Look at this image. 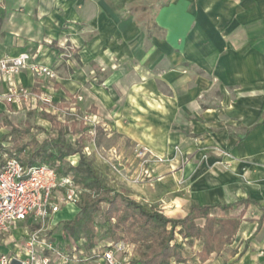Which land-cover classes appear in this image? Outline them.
<instances>
[{
	"label": "crops",
	"instance_id": "0c3cea01",
	"mask_svg": "<svg viewBox=\"0 0 264 264\" xmlns=\"http://www.w3.org/2000/svg\"><path fill=\"white\" fill-rule=\"evenodd\" d=\"M23 51L56 72L17 75L53 96L56 111L37 110L50 117L41 119L46 130L67 105L74 120L97 114L107 137L120 138L108 152L127 170L121 188L130 197L171 218L195 204L239 222L204 258V239L179 226L183 261L173 264H264V0H0V57ZM26 110L0 102V152L13 150L12 135L3 136ZM143 146L165 160L136 183L134 150ZM78 210L65 206L52 227ZM31 223L1 236L0 252L24 246ZM53 228L47 234L68 244Z\"/></svg>",
	"mask_w": 264,
	"mask_h": 264
},
{
	"label": "built area",
	"instance_id": "2783aa9c",
	"mask_svg": "<svg viewBox=\"0 0 264 264\" xmlns=\"http://www.w3.org/2000/svg\"><path fill=\"white\" fill-rule=\"evenodd\" d=\"M25 69L39 77H56L53 68L35 60L28 51L0 57V102H10L18 109L56 111L50 93L37 92L32 86L17 81V75ZM79 118L89 126L88 133L92 136L91 145L85 146L86 153L91 155L96 151L105 163L121 173L117 150L111 149L107 156L96 145L97 128L101 123L99 116L83 113ZM28 148L24 149L25 153ZM135 155L142 160V165H148L135 175L133 181L136 183L143 181V175L152 176L153 168L149 164L165 160L144 146L136 148ZM83 190L72 174L63 175L46 163L25 166L12 149L1 151L0 237L9 235L18 223L26 220H31L32 227L24 246L12 252H0V264H84L90 260L97 264H129L135 257L136 245L123 239L102 240L88 249L86 240L77 242L67 235L69 246H66L47 234L53 228L54 216L69 204L77 205Z\"/></svg>",
	"mask_w": 264,
	"mask_h": 264
},
{
	"label": "trees",
	"instance_id": "16d2710c",
	"mask_svg": "<svg viewBox=\"0 0 264 264\" xmlns=\"http://www.w3.org/2000/svg\"><path fill=\"white\" fill-rule=\"evenodd\" d=\"M52 119L54 120L53 117ZM87 128L88 126H83L82 130L86 131ZM29 131L30 128L12 125L10 133L3 136L5 140L8 135H12L13 150L23 165L46 163L63 175L72 174L78 184L94 194L92 199H85L77 204L79 210L72 218L58 222L55 226L61 224L63 232L77 242L86 240L88 249L97 245V229L104 227L105 235L114 241L123 239L135 244L137 249L141 245H147L146 250L132 258L129 264H173V260L183 261L176 241L179 226L181 230H185L186 236L204 239L201 252L204 258L213 251L220 252L239 225L233 218L221 220L210 217L209 207L195 204L184 218H171L158 208L133 199L125 189L108 186L88 160L81 140H78V144H73L63 135L47 137L26 154L24 149L33 144L32 141L27 144L22 142ZM75 154H79L77 164L67 163L66 158ZM102 204H106L104 221H98L97 213L101 211ZM201 216L207 218L203 227L194 222Z\"/></svg>",
	"mask_w": 264,
	"mask_h": 264
},
{
	"label": "rangeland",
	"instance_id": "374dc122",
	"mask_svg": "<svg viewBox=\"0 0 264 264\" xmlns=\"http://www.w3.org/2000/svg\"><path fill=\"white\" fill-rule=\"evenodd\" d=\"M68 107H69L68 105L65 106L63 108V112L58 114V116H55L54 120L53 119L51 120L52 125H53V127L52 126L50 127L51 132H48L46 130V127H44L43 123L41 122V119L43 118L50 119V117L45 116L43 112L39 113L35 109H30V110H26L24 112H20V113H16L15 115H12V118H10V120L14 125L16 124L17 126L21 128H30V134L25 136V138L22 141L23 144H27V142L29 141L33 142L32 145H29V148L26 154H28L33 147L37 146V143L39 144L43 142L47 137L55 138L58 135H63L64 138L68 142H71L73 144H78L79 143L78 140H81V143L84 145V148H83L84 151H85V146L91 145L92 136L88 132L82 130V127L87 126V125L83 122H80L79 116L81 114L77 117V120H74L75 115L71 114L72 111ZM73 124H76V126L73 127ZM32 128L35 131L32 130ZM53 134H55L56 136L54 137ZM95 140H96V145L98 149L102 151L103 153H105V155L107 156H110L108 152L109 151L108 149L110 147L119 148L118 142H120V138L116 135L112 136L111 138L107 137L105 132H103L99 127L97 128V135L95 137ZM134 153H135V150H134ZM85 154L88 160L91 162V164L95 168V170L97 171V173L101 176V178L105 181V183L108 186L119 189L122 187L124 180L130 179L128 173H126L127 170L124 169V165H120V168L122 171L121 173H118L111 167V165H109L108 163H105L104 159L98 156L96 151H92L91 155H88L85 151ZM78 160H79V154H75V155H72L66 158V162L71 163L73 165H76ZM112 160L113 162H116V158L113 157ZM140 161L142 162V160ZM147 167L148 165L145 163L144 165H142L141 169H143L144 171ZM138 170H139L138 172H140V168ZM133 176H135V173L133 174ZM148 179L149 177L147 175H143V181H148ZM93 197H94V194L90 190L84 189L80 197V202H83L85 199H92ZM105 208H106V204H102L101 211L97 213L98 221H104L103 211ZM60 226L61 224H59V227L55 228L54 231L52 230V233L55 232L56 234L61 235L62 227ZM97 230H98V237H97L98 242L104 240L105 228L100 227ZM63 237L66 243L67 242L66 234H64ZM66 246H69V244H66ZM146 248H147V245L139 246L137 249V255L144 252Z\"/></svg>",
	"mask_w": 264,
	"mask_h": 264
}]
</instances>
